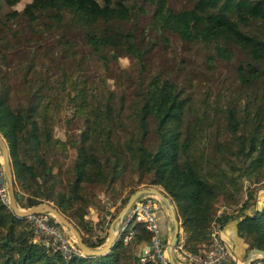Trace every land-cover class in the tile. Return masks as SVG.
<instances>
[{"label":"trees","instance_id":"16d2710c","mask_svg":"<svg viewBox=\"0 0 264 264\" xmlns=\"http://www.w3.org/2000/svg\"><path fill=\"white\" fill-rule=\"evenodd\" d=\"M4 1L13 5L18 0ZM193 2L190 8L168 13L169 28L182 40L214 43L217 54L225 52L221 45H232L245 52L252 62L237 67V79L243 87L252 84L260 70L256 64L264 59V40L250 33L248 27L253 21H264V0ZM37 11L46 14L53 22H57L63 13L75 18L74 22L102 21L105 24L127 16V9L119 0L114 3L107 0L103 3L96 0H29L23 10L27 16ZM130 39V33L123 34L118 30L103 32L101 36H85L86 43L93 48L109 44L113 57H117L115 46L123 47L126 54L137 59L136 71L139 74L143 68L142 53ZM77 85H80L79 81L72 87H75L70 100L72 107L76 112L87 114L81 131L84 144L76 148L72 178L59 193H53V188L50 194L39 195L32 191L27 192L23 199L15 198L20 207L50 202L75 226L87 247H98L107 234L97 235L91 241L92 227L104 221L106 216L100 215L96 222L86 219L89 204L82 186L111 184L120 172L119 156H126L133 170L148 173V183L159 186L169 198L183 232L182 247L187 253L198 255L210 244V229L214 223L219 228H231L233 252L239 259L252 247L264 250V193L258 196L256 208L250 209L243 203L235 215L215 216L213 213V205L220 193L230 189L237 194L236 197L240 196L241 189L232 178L239 161L238 169L246 179H255L256 171L264 164L263 104L250 98L247 106L242 108V117L231 104H226L221 111V119L219 107L210 108L209 112L207 106L199 111V103L183 88L153 76L144 87L140 80L137 82L129 108V117L136 126L121 134L125 118L122 119L121 106L116 108L113 105V94L98 93L95 100L87 103L86 96ZM37 92L31 103L21 109L10 106L0 94V135L8 150L15 197L17 185L24 189L34 185L38 189L42 182L54 180L50 175L51 167L46 165L43 155L38 154L41 138L44 136L43 140L50 141L42 126L50 107ZM149 121L154 123L155 143L146 139ZM223 133H229L234 143L224 139ZM208 138L212 139L210 148L206 146ZM52 143L62 145L58 139ZM96 148L99 150L95 151ZM22 153L30 155L33 164H26L20 156ZM100 153L105 156L102 162ZM113 160L110 172H105L104 164ZM214 162L217 166L213 165ZM222 166L229 168L227 177L231 185L219 175ZM247 192L246 198L251 197V192ZM155 214L160 236L167 241V220L160 208ZM107 224L108 220L105 221ZM130 234L131 241H149V234L140 223L130 227ZM135 256L124 247L120 238H116L108 252L98 256L71 254L64 258L57 252L50 253L43 245L31 241L26 218L16 217L0 201V264H135ZM227 262L223 264H233V261Z\"/></svg>","mask_w":264,"mask_h":264},{"label":"rangeland","instance_id":"374dc122","mask_svg":"<svg viewBox=\"0 0 264 264\" xmlns=\"http://www.w3.org/2000/svg\"><path fill=\"white\" fill-rule=\"evenodd\" d=\"M96 1L103 3L104 0ZM107 1L114 3L118 0ZM119 1L127 9V16L105 24L102 21L74 22L75 18L68 13L61 14L60 19L53 22L40 11L27 16L23 10L29 0H18L13 5L0 0V94L6 98L10 106L21 109L31 103L37 90L50 107L42 124L50 141L43 140L44 136L41 138L42 144L38 154H42L46 165L51 167L50 175H53L54 180L52 178L53 182H42L38 189L34 185L27 189L17 185L15 188L17 195L15 197L14 194V198L23 199L27 192L32 191L39 195L50 194L53 188V193H59L70 182L71 169L77 154L76 148L84 144L81 141V131L87 114L76 112L70 101L75 88L72 87L77 81L80 82L77 86L81 87L87 103L95 100L98 93L113 94V105L116 108L121 106L122 119L125 118L121 134L131 130L129 127L136 126L129 117V108L133 103L137 82L140 80L141 86L144 87L153 76L172 81L180 89L183 88L187 95L199 103L197 106L199 111L207 106L209 112L210 108L219 107L221 119V111L226 104H231L240 117L242 108L247 106L250 98L257 99V103L264 105V59L256 64L260 69L257 78L249 86L243 87L238 82L236 70L238 66L243 67L252 62L245 52L232 45H221L225 52L217 54L214 43L188 42L180 39L169 28L168 13L190 8L194 0ZM111 30H118L123 34L130 33L131 43L142 53L143 68L139 74L136 71L137 59L126 54L123 47L115 46L117 57H113L109 44H99L93 48L85 41L86 34L101 36L103 32L108 33ZM248 30L264 40V21L251 22ZM148 124L146 139L149 143H155L154 123L149 121ZM223 138L234 143L229 133H223ZM55 139L62 141V145L53 144L52 140ZM211 141V138L206 140L207 148H210ZM97 150L99 148L95 149ZM98 155L102 162L104 153ZM20 156L26 160V164H33L27 153ZM118 161L120 172L111 184L94 183L82 186V192L89 204L86 219L89 220L92 216L97 221L100 215L106 216L104 221L92 227L91 241L96 239L94 237L97 235L107 234L109 221L123 206L124 198L133 191L149 186L161 189L148 183V173L133 170L126 156H119ZM112 162L114 160L104 164L105 172H110ZM240 163L241 161L238 162L232 176L241 189L240 196L236 197L237 194L230 189L220 193L213 205L215 216L235 215L239 213L238 209L243 203L250 206V209L256 208L258 196L264 193V164L256 171L258 174L255 179H246L238 169ZM213 165L217 166L215 162ZM222 167L219 175L231 185L227 177L230 174L229 168ZM247 191L251 192V197L246 198ZM42 203L51 205L50 202ZM158 204L167 211L165 218L171 232L168 210L161 200L157 202ZM16 206L21 210L28 208L20 207L17 203ZM25 218L32 235L31 221ZM107 220L108 224L105 225ZM212 226L218 225L214 223ZM60 228L67 238L76 244L69 230L62 228L61 225ZM212 230L211 227V233ZM179 231L182 235L181 228ZM88 232L90 233V230ZM129 242L124 244V247L131 253L133 247ZM205 248H202L200 253ZM78 255L83 254L79 251ZM232 258V255H227L224 262L230 263L233 261Z\"/></svg>","mask_w":264,"mask_h":264},{"label":"built area","instance_id":"2783aa9c","mask_svg":"<svg viewBox=\"0 0 264 264\" xmlns=\"http://www.w3.org/2000/svg\"><path fill=\"white\" fill-rule=\"evenodd\" d=\"M0 201L8 206V192L6 179L2 168L0 153ZM157 199L152 195H142L138 197L123 215L118 225L117 237L122 244H126L131 239L130 227L135 223H140L143 229L149 234L148 243H144L141 253L136 258L135 264L160 263L167 264L165 255L166 241L162 240L156 222L155 211L158 208ZM32 224L31 241L38 242L50 252H57L62 257L68 258L71 254H78L76 244L71 242L59 228L56 220L46 212L30 214L27 216ZM211 243L198 255L187 253L182 243H176L174 254L176 258L187 264H222L226 261V256L230 251L226 242L219 234V227L212 226ZM239 262V261H238ZM235 264H238L237 261ZM249 264H264V260L255 256L251 258Z\"/></svg>","mask_w":264,"mask_h":264},{"label":"water","instance_id":"95a60500","mask_svg":"<svg viewBox=\"0 0 264 264\" xmlns=\"http://www.w3.org/2000/svg\"><path fill=\"white\" fill-rule=\"evenodd\" d=\"M0 153H1V162H2V168L6 179V185H7V192H8V208L11 210L13 215L19 218H24L29 216L30 214L40 213V212H46L51 214L56 222L62 226V228H66L69 230V232L72 234V236L75 239L76 246L80 252L84 256H98L105 254L108 252L112 246V244L115 242L117 237V227L120 224V221L123 217V215L126 213L130 205L141 195H152L155 196L157 201L161 200L163 204H165L168 213H169V221L171 225V232L170 235L166 241L165 244V254H166V260L167 264H176L173 258L174 254V247L178 240V234H179V222L176 217L175 210L169 201V198L164 195V193L161 191V189L156 187H143L135 190L133 193H131L123 206L119 209L115 217L110 221L107 229V236L102 243L100 247H97L95 249H89L85 244L83 243V240L81 238V235L79 231L75 228V226L66 219L55 207L48 203H40L31 207H28L24 210H21L17 208L14 198V192H13V184H12V173L10 169L9 164V158H8V150L7 146L0 135ZM230 255H233L230 252ZM259 256L264 260V250H261L256 247H252L248 249L241 259L239 261V264H249V261L251 258ZM233 257V256H232Z\"/></svg>","mask_w":264,"mask_h":264},{"label":"crops","instance_id":"0c3cea01","mask_svg":"<svg viewBox=\"0 0 264 264\" xmlns=\"http://www.w3.org/2000/svg\"><path fill=\"white\" fill-rule=\"evenodd\" d=\"M160 204H158V208H160L162 213H163V215L167 217V211L165 209H163L162 205H160ZM89 220H91V222H92V221H95L96 218L91 216L89 218ZM167 224H168V221H167ZM225 227L226 228H219V234L222 237V239L226 242L229 251L233 254L232 255L233 256L232 259L234 261L233 264H235L236 261H239V257L235 256V254L233 252V241H232V238H231V231H230L231 228L230 227L227 228V226H225ZM179 230H180V228H179ZM169 235H170V231H169V229L167 227L166 239H168ZM177 242L183 244V234L180 235V231H179V234H178ZM129 244H131L132 247H133L132 250H131V254H133L134 256L136 255L135 257H137L141 253V251H142V249L144 247V243H140V242L130 241ZM173 258H174V261H175L176 264H187L186 262H183L180 259L178 261V259L176 258L175 254H173Z\"/></svg>","mask_w":264,"mask_h":264},{"label":"bare ground","instance_id":"6f19581e","mask_svg":"<svg viewBox=\"0 0 264 264\" xmlns=\"http://www.w3.org/2000/svg\"><path fill=\"white\" fill-rule=\"evenodd\" d=\"M237 263L239 264V262L237 261Z\"/></svg>","mask_w":264,"mask_h":264}]
</instances>
